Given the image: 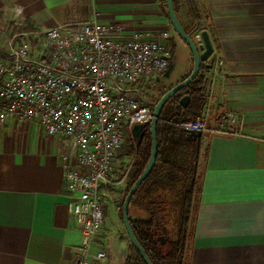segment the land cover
Segmentation results:
<instances>
[{
  "label": "crops",
  "instance_id": "obj_1",
  "mask_svg": "<svg viewBox=\"0 0 264 264\" xmlns=\"http://www.w3.org/2000/svg\"><path fill=\"white\" fill-rule=\"evenodd\" d=\"M194 2L205 26L194 36L205 29L212 44L201 72L208 78L206 101L195 108L196 117L214 125L221 111L230 108L241 114L242 127L238 135L201 132L196 161L200 192L188 264H264V0ZM157 4L0 0V22L35 33L95 17L155 34L164 24ZM180 18L188 22L182 13ZM7 26L0 32L10 33L3 31ZM4 41L1 37L0 51ZM192 64L187 46L183 77ZM64 150L60 137L36 123L11 118L0 126V264H72L80 232L67 209L69 192L59 155ZM132 206L140 210L131 205V215ZM110 213L113 226L101 230L106 257L100 261L122 264L128 249L121 239L113 243L115 208Z\"/></svg>",
  "mask_w": 264,
  "mask_h": 264
},
{
  "label": "built area",
  "instance_id": "obj_2",
  "mask_svg": "<svg viewBox=\"0 0 264 264\" xmlns=\"http://www.w3.org/2000/svg\"><path fill=\"white\" fill-rule=\"evenodd\" d=\"M170 36V29L150 34L94 17L46 27L36 41L15 40L10 51H0V126L11 118L33 122L65 146L59 155L67 209L80 232L72 264L106 257L98 239L104 222L102 188L114 178V159L127 133L150 121L152 108L138 84L168 66ZM194 40L202 41L200 33ZM178 125L238 135L242 116L225 108L214 125L201 117Z\"/></svg>",
  "mask_w": 264,
  "mask_h": 264
},
{
  "label": "trees",
  "instance_id": "obj_3",
  "mask_svg": "<svg viewBox=\"0 0 264 264\" xmlns=\"http://www.w3.org/2000/svg\"><path fill=\"white\" fill-rule=\"evenodd\" d=\"M162 1L166 11L165 0ZM180 1L181 4L179 0H173V4L184 29L191 31L195 25H198L196 30L205 28L198 20L194 0ZM181 13L188 22L182 21ZM170 42L173 50L172 38ZM204 66L205 62L202 61L196 77L164 104L156 125L157 156L154 166L132 195L128 206V218L134 235L152 264L189 263L200 192L196 161L201 136L192 137L189 131L178 125V122L195 118L199 114L195 108L205 104L208 78L201 73ZM184 94L190 96L186 107L179 102ZM148 124L149 122L146 123L140 139L128 134L119 149L122 155L132 158L130 179L118 202L120 218L123 198L144 168L150 154L151 139ZM134 204L145 211L147 216L133 217L130 206ZM127 246L128 252L122 264H145L128 238Z\"/></svg>",
  "mask_w": 264,
  "mask_h": 264
},
{
  "label": "rangeland",
  "instance_id": "obj_4",
  "mask_svg": "<svg viewBox=\"0 0 264 264\" xmlns=\"http://www.w3.org/2000/svg\"><path fill=\"white\" fill-rule=\"evenodd\" d=\"M158 4L156 6L157 11L160 15H163L164 24L161 26V30L170 29L171 38L173 41L175 40L176 44L173 48V52L171 55V62L170 64L160 73H158L153 79H151L147 84L143 85L139 83L138 85L141 86L140 90L142 95L144 96L146 102L148 103H155L157 99L161 96V94L167 89V87L171 84L176 83L179 81L185 74V57L187 53V46L185 42L176 34L173 30L168 17L166 16V11L163 7L164 1L157 0ZM7 26V23L0 22V27ZM21 26V25H20ZM165 26V27H164ZM40 29V28H39ZM45 29L41 28L39 31L33 33L34 31L26 30L23 28L14 29V27H4L5 32L10 33H1L0 38L3 37L5 39L3 49L5 52L10 51L11 44L15 43L16 41H20L21 39H31V41H36V35L40 34V32ZM194 36V32L192 33ZM32 37V38H31ZM11 40V41H10ZM172 46V45H171ZM143 85V86H142ZM208 123V122H207ZM209 124V123H208ZM210 125V124H209ZM205 133H209L205 131ZM126 141V138H125ZM131 157L124 156L121 152L117 153V156L114 159V178L111 182L107 183L103 188V205H104V212L106 214L105 209H107V214L104 215V222L102 228L106 227L110 230L112 229V215L110 213V209L115 208V237H112L113 243H118V239H121L123 243L127 245V238L125 234V230L122 224V220L119 214V198L122 195L129 179H130V164H131ZM131 212L133 217H146V212L143 210H135L134 207H131ZM106 216V217H105ZM106 219V222H105ZM101 234V233H100ZM118 236V237H117ZM99 241L102 243L104 248V240L99 236ZM128 247V246H127ZM105 250V249H103ZM106 252V251H105ZM97 264H105V260L98 262Z\"/></svg>",
  "mask_w": 264,
  "mask_h": 264
},
{
  "label": "water",
  "instance_id": "obj_5",
  "mask_svg": "<svg viewBox=\"0 0 264 264\" xmlns=\"http://www.w3.org/2000/svg\"><path fill=\"white\" fill-rule=\"evenodd\" d=\"M165 6H166L167 17L173 30L186 43V45L188 46L191 52L193 64L190 72L181 80H179L175 84L171 85L167 90H165L155 103L151 104L147 102L152 108L151 118L148 124L150 139H151L150 154L144 168L130 185L121 204V220L125 233L127 235L128 240L133 245V247L138 251L145 264H152V262L150 261L148 255L146 254V252L138 242L136 236L134 235V232L132 230L128 218V206L132 195L135 193L138 186L147 177L152 167L154 166L157 156L156 125L164 104L173 95H175L179 90H181L186 85H188L196 77V75L200 71L202 61H204L212 52V44L208 36V33L205 29L200 30V36L202 41L200 43H196V41L192 36V33L197 29L198 25H195V27L191 31H186L177 16V13L174 8L173 0H165ZM144 101L146 102L145 99ZM189 101H190V96L188 94L182 95L179 99V102L183 107H186ZM145 128H146L145 123L135 124L131 129L132 136L135 138H141ZM189 133L194 138H200L201 136V131L199 130L189 131Z\"/></svg>",
  "mask_w": 264,
  "mask_h": 264
},
{
  "label": "flooded vegetation",
  "instance_id": "obj_6",
  "mask_svg": "<svg viewBox=\"0 0 264 264\" xmlns=\"http://www.w3.org/2000/svg\"><path fill=\"white\" fill-rule=\"evenodd\" d=\"M140 139V138H139Z\"/></svg>",
  "mask_w": 264,
  "mask_h": 264
}]
</instances>
